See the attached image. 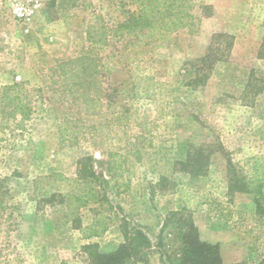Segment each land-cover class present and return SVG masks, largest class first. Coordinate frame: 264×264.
Instances as JSON below:
<instances>
[{"label":"rangeland","instance_id":"1","mask_svg":"<svg viewBox=\"0 0 264 264\" xmlns=\"http://www.w3.org/2000/svg\"><path fill=\"white\" fill-rule=\"evenodd\" d=\"M194 1L209 5L211 15L160 41L140 63L160 83V94L131 101L130 131L138 136L133 145L100 149L81 135L61 139L50 71L88 47L93 13L114 25L123 18L121 7L135 9L133 0H0V87L23 82L43 90L37 102L43 110L22 129L12 122L0 128L2 198L13 206L16 221L0 264H85L83 245L96 242L111 252L135 228L151 244L129 264H179L185 227L173 212L194 222L201 241L218 244L225 264H261L264 236L258 228L250 232L256 225L253 197L230 192L229 185L231 170L249 173L250 158L264 155V61L258 58L264 0ZM16 9L28 10L29 19L18 18ZM216 33L234 36V43L229 53L218 52L222 58L210 68L203 58ZM130 73L117 72L108 81L120 86ZM200 151L201 166L179 164ZM111 153L114 165L124 162L113 171L120 187L108 193L114 209L101 237L86 240L64 224L63 204L37 209L40 188L47 185L42 177H74L86 154L108 175ZM94 209L82 210L83 226L94 219Z\"/></svg>","mask_w":264,"mask_h":264},{"label":"trees","instance_id":"2","mask_svg":"<svg viewBox=\"0 0 264 264\" xmlns=\"http://www.w3.org/2000/svg\"><path fill=\"white\" fill-rule=\"evenodd\" d=\"M133 3V10L121 7L123 18L114 25H109L103 15L93 13L86 25L88 47L51 69L49 89L55 96L52 100L62 140L81 135L100 149L114 148L116 144L133 145L138 136L134 137L130 131L131 101L155 100L160 94V83L140 63L151 48L160 45V41L168 40L174 32L186 28L193 30L198 18L211 15L209 5L197 4L194 0H133ZM221 42L225 44L223 49L218 47ZM233 43L234 36L230 34H214L209 52L203 60L212 68L222 58L217 56L218 52L229 53ZM108 47L112 49L106 52ZM258 58L264 61V22ZM231 67L229 65V69ZM120 71L131 73L120 84L122 87L113 86L114 81L109 82L108 77ZM42 91V88L29 87L23 82L0 87V128L12 122L14 128L22 129L36 113L43 110L37 104L42 98ZM113 156L111 153L108 175L97 171L94 157L86 154L78 159L74 177L59 172L42 177L47 185L40 188L37 209L63 204L64 224H72L86 240L101 237L109 228L110 215L107 212L114 209L108 193L112 191L117 194L120 187L113 171L121 168L124 162L114 165L117 162L112 161ZM204 159L201 151L189 153L186 160L179 164L200 165ZM249 161V173L240 175L231 170L229 190L253 197L256 225L250 232L258 228L259 236H264V155L253 156ZM2 196L0 182V239L5 237L0 241V250H9L10 234L16 221L13 206L5 203ZM85 208L96 209L91 223L83 226L82 210ZM173 215L180 216L179 220L183 221L185 227L179 264H225L218 244L201 241L192 220L184 218L180 212H173ZM59 227L56 223L55 229ZM150 244L149 237L140 228H135L130 240H125L111 252L101 251L96 242L83 245L82 261L85 264H129L132 259L141 260L140 255ZM261 264H264V258Z\"/></svg>","mask_w":264,"mask_h":264},{"label":"built area","instance_id":"3","mask_svg":"<svg viewBox=\"0 0 264 264\" xmlns=\"http://www.w3.org/2000/svg\"><path fill=\"white\" fill-rule=\"evenodd\" d=\"M16 14L21 20H28L30 16V12L25 9H16Z\"/></svg>","mask_w":264,"mask_h":264}]
</instances>
